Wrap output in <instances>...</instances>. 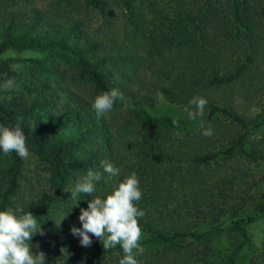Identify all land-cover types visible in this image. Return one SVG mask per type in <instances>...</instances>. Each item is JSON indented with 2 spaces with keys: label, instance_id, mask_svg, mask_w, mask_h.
I'll return each mask as SVG.
<instances>
[{
  "label": "trees",
  "instance_id": "obj_1",
  "mask_svg": "<svg viewBox=\"0 0 264 264\" xmlns=\"http://www.w3.org/2000/svg\"><path fill=\"white\" fill-rule=\"evenodd\" d=\"M41 1L0 0V124L20 123L52 192H24L23 159L0 152V210L23 209L37 218L44 235L32 240L48 252L44 264H119V245L104 251L93 236L85 248L70 232L81 227L79 211L91 197L81 195L77 207L67 191L107 160L121 174L111 185L105 176L96 195L110 193L132 172L140 181L139 224L150 235L146 243L155 245L138 257L140 264H237L238 251L250 244L247 226L264 220V190L249 210L255 168L264 170V135L251 134L264 119H248L234 100L264 87V0H82L111 29L121 19L127 33L141 37L142 62L128 69L116 60L122 45H105L68 13L64 19L61 0H49L47 9ZM9 50L42 56H5ZM10 78L21 89L7 95L2 85ZM113 88L130 104L117 100L97 117L95 96ZM158 95L184 108L204 97L202 123L152 115L146 107ZM201 124L214 135L204 137ZM261 179L264 184V172ZM224 218L241 240L214 262L210 240ZM204 224L210 227L200 230ZM61 248L71 253L65 261ZM247 264H264V236Z\"/></svg>",
  "mask_w": 264,
  "mask_h": 264
},
{
  "label": "clouds",
  "instance_id": "obj_2",
  "mask_svg": "<svg viewBox=\"0 0 264 264\" xmlns=\"http://www.w3.org/2000/svg\"><path fill=\"white\" fill-rule=\"evenodd\" d=\"M14 85L15 81L10 78L2 87L4 90H11ZM123 99V94L113 88L96 95L92 108L97 117H101L113 109L117 100ZM207 103L201 96L191 98L189 107L185 109L188 118H202ZM173 123L178 124L176 120ZM201 128L204 137L214 135L211 126L204 128L201 124ZM0 152L5 156L15 153L21 159H28L31 155L27 136L19 122L14 126L0 124ZM100 167L102 170L89 168L72 189L67 191L71 193L73 205L77 207L81 195L91 197L87 201V207L80 208L78 220L81 227L70 226V232L79 238V244L85 248L91 246L93 236L102 242L104 251L119 245L123 252L119 264H140L138 257L144 254L145 249L142 246L143 231L139 221L145 212L138 207L143 196L139 178L135 172L128 174L115 183L110 193L102 197L96 195L98 182L105 176L112 180L120 176L121 171L107 160H102ZM36 234L44 235V232L31 212L12 208L0 210V264H44L46 254L32 251L31 241ZM60 252L64 261L71 255L66 248H61Z\"/></svg>",
  "mask_w": 264,
  "mask_h": 264
},
{
  "label": "rangeland",
  "instance_id": "obj_3",
  "mask_svg": "<svg viewBox=\"0 0 264 264\" xmlns=\"http://www.w3.org/2000/svg\"><path fill=\"white\" fill-rule=\"evenodd\" d=\"M48 1L49 0L41 1V6L46 8L47 3H49ZM60 7H62L64 19L69 18L66 15V13H68L73 19H77L80 21V23H83V26L87 29V32H90L95 38H101L105 45L106 43L112 45L117 44V47L118 45H122L123 49L119 52L118 48L115 45L116 51L114 53H120L119 57L118 55H116L117 63L128 69L132 65L133 61L142 62L139 47L141 37H133L129 33H127L123 22L121 23V19L120 22L119 20L116 22L114 29H111L109 27V24L107 23L106 16L94 10H88L83 5L82 0H61L59 8ZM111 30L114 34V37L112 38L110 37ZM4 55L17 57L42 56V54L33 50H25L21 52L9 50ZM18 69L24 70V67L20 66L18 67ZM20 89L21 86L15 83L14 87L11 90H6L7 95H12V91L17 92ZM213 95L214 97H220L218 93H213ZM234 100L235 108L248 119L252 121L264 119V87H260L256 93H250L247 95L244 93H239ZM122 101L123 106L130 104L127 98H124ZM146 108L152 115L171 116L179 118L187 121L192 127H195L202 123V118H198L196 120L189 119L187 112L185 111L186 108L180 105L169 103L161 95H158L153 105L147 106ZM262 135H264V126L259 128L258 130L253 131L251 134L252 137H259ZM263 172L264 170L261 165L255 168V178L257 179V183L252 191L253 200L249 205L250 211L252 210L253 205L260 198V194L264 190V184L261 179ZM80 178L81 177H79V179ZM105 182L107 185H111L112 180H109L106 176ZM21 184L24 192H26L27 194H31L34 197H36L37 193L40 192H52L51 185L48 181L47 170L33 153H31L28 159H23V179L21 181ZM222 221L223 229L218 234L213 235L210 240V259L214 262H220L221 260H223L224 257L228 253H230L241 240L239 234L229 226L227 218L222 219ZM209 227L210 225L204 224L200 226V230H205ZM247 230L250 236V244L238 251L237 264H247L250 256L260 248L262 238L264 236V220L262 218L256 219L247 226ZM149 237L150 235L147 232L143 231L142 246L145 250H152L155 248V245H152L148 242L146 243V240ZM31 244L33 245V253L42 251L46 254L45 258L47 257V255H49L46 249L43 248L41 241L32 240Z\"/></svg>",
  "mask_w": 264,
  "mask_h": 264
}]
</instances>
